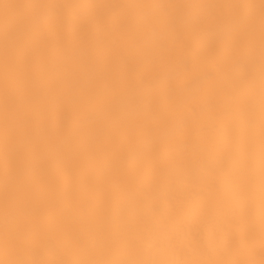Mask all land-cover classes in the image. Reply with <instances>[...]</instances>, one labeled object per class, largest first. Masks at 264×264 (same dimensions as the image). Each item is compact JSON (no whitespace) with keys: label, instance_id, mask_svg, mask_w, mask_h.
<instances>
[{"label":"clouds","instance_id":"clouds-1","mask_svg":"<svg viewBox=\"0 0 264 264\" xmlns=\"http://www.w3.org/2000/svg\"><path fill=\"white\" fill-rule=\"evenodd\" d=\"M0 264H264V0H0Z\"/></svg>","mask_w":264,"mask_h":264}]
</instances>
